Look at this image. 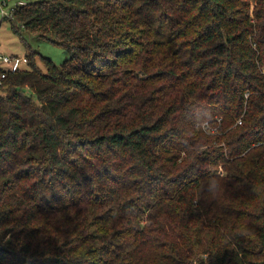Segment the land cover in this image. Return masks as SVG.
<instances>
[{"label": "trees", "instance_id": "obj_1", "mask_svg": "<svg viewBox=\"0 0 264 264\" xmlns=\"http://www.w3.org/2000/svg\"><path fill=\"white\" fill-rule=\"evenodd\" d=\"M8 19L71 56L0 81V264H264V0Z\"/></svg>", "mask_w": 264, "mask_h": 264}, {"label": "rangeland", "instance_id": "obj_2", "mask_svg": "<svg viewBox=\"0 0 264 264\" xmlns=\"http://www.w3.org/2000/svg\"><path fill=\"white\" fill-rule=\"evenodd\" d=\"M30 1V0H27ZM17 0H8L6 10L10 11L16 5ZM0 5V53L24 55L31 48L39 50L37 55L38 65L45 71L46 66L41 61V55L50 57L55 63L60 64L71 56L69 48L64 45L54 43L50 38L42 37L37 33L28 34L27 40L31 46L26 45L21 37L12 29L8 17H3ZM32 93V90L26 88Z\"/></svg>", "mask_w": 264, "mask_h": 264}, {"label": "built area", "instance_id": "obj_3", "mask_svg": "<svg viewBox=\"0 0 264 264\" xmlns=\"http://www.w3.org/2000/svg\"><path fill=\"white\" fill-rule=\"evenodd\" d=\"M27 0H17L16 5L25 4ZM1 12L3 17H12L14 7L11 8L10 11L6 10V6L8 5V0H0ZM28 64V56L24 55H16V54H2L0 53V81L1 79L7 76L8 71H16L20 68L25 67ZM264 71V64H263ZM238 122H242V119H238Z\"/></svg>", "mask_w": 264, "mask_h": 264}]
</instances>
